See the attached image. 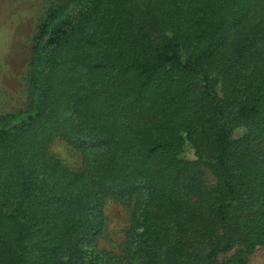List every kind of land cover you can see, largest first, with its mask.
Returning <instances> with one entry per match:
<instances>
[{
    "label": "trees",
    "instance_id": "16d2710c",
    "mask_svg": "<svg viewBox=\"0 0 264 264\" xmlns=\"http://www.w3.org/2000/svg\"><path fill=\"white\" fill-rule=\"evenodd\" d=\"M72 1L32 39L28 108L0 116V264H107L108 195H135L124 264H246L264 245V0ZM58 136L80 169L50 154Z\"/></svg>",
    "mask_w": 264,
    "mask_h": 264
},
{
    "label": "rangeland",
    "instance_id": "374dc122",
    "mask_svg": "<svg viewBox=\"0 0 264 264\" xmlns=\"http://www.w3.org/2000/svg\"><path fill=\"white\" fill-rule=\"evenodd\" d=\"M86 1L73 0L64 14L76 11ZM60 2L61 0H0V116L13 117L28 108L31 90L28 62L32 39L39 23ZM215 90L220 95L221 85H216ZM21 118L22 116L11 118L7 126ZM244 132L243 128H236L233 135L238 137ZM48 148L50 154L59 158L67 167L80 169L82 151L64 138L55 137ZM180 156L194 159V151L189 143L184 145ZM203 180L205 185L212 186L215 183L209 170H205ZM134 200L135 195H108L104 198V223L96 238V248L107 264H124L125 236ZM246 264H264V245L246 252Z\"/></svg>",
    "mask_w": 264,
    "mask_h": 264
}]
</instances>
